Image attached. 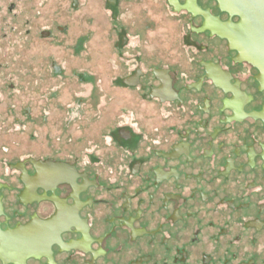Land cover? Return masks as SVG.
Returning <instances> with one entry per match:
<instances>
[{"label":"flooded vegetation","instance_id":"af4514ba","mask_svg":"<svg viewBox=\"0 0 264 264\" xmlns=\"http://www.w3.org/2000/svg\"><path fill=\"white\" fill-rule=\"evenodd\" d=\"M166 2L182 37L123 35L101 101L0 165V264H264V0Z\"/></svg>","mask_w":264,"mask_h":264},{"label":"water","instance_id":"95a60500","mask_svg":"<svg viewBox=\"0 0 264 264\" xmlns=\"http://www.w3.org/2000/svg\"><path fill=\"white\" fill-rule=\"evenodd\" d=\"M166 3L0 0V165L38 157L40 142L65 134L61 106L101 101L123 35L147 53L182 37Z\"/></svg>","mask_w":264,"mask_h":264}]
</instances>
